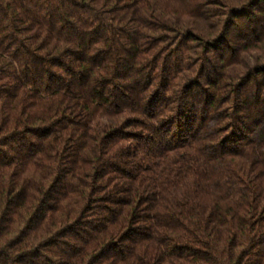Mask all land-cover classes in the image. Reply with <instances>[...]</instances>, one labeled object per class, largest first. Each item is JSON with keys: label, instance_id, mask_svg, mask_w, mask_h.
<instances>
[{"label": "trees", "instance_id": "1", "mask_svg": "<svg viewBox=\"0 0 264 264\" xmlns=\"http://www.w3.org/2000/svg\"><path fill=\"white\" fill-rule=\"evenodd\" d=\"M0 264H264V0H0Z\"/></svg>", "mask_w": 264, "mask_h": 264}]
</instances>
